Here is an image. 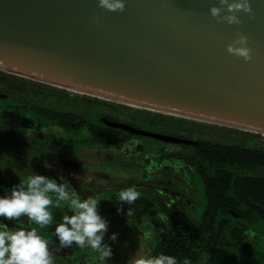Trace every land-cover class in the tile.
<instances>
[{
  "label": "water",
  "instance_id": "water-1",
  "mask_svg": "<svg viewBox=\"0 0 264 264\" xmlns=\"http://www.w3.org/2000/svg\"><path fill=\"white\" fill-rule=\"evenodd\" d=\"M214 5L217 0H126L123 12H112L98 0H0V70L264 133V0H252L254 18L240 13L241 25L212 17ZM238 32L249 39V62L227 51ZM101 121L165 143H197Z\"/></svg>",
  "mask_w": 264,
  "mask_h": 264
},
{
  "label": "trees",
  "instance_id": "trees-1",
  "mask_svg": "<svg viewBox=\"0 0 264 264\" xmlns=\"http://www.w3.org/2000/svg\"><path fill=\"white\" fill-rule=\"evenodd\" d=\"M72 92L76 91L0 70V195L11 189L9 186L26 181L34 172L58 178L61 172L51 171L47 162L54 153L58 157L66 146L92 151L124 150L132 156H143L140 161L134 158L133 162L139 164L146 154L155 155L158 163L171 160L168 169L178 162L186 183L198 185L204 206L200 219L194 221L190 218L196 209L194 201L186 198L184 208L188 215L177 210L181 216L178 226L168 224L162 232L157 228L150 252H166L180 260L187 258L191 264L213 263L217 257L233 264H264V250L254 252V247L264 246L263 148L249 146L245 138L230 134L220 141L207 139L205 126L201 125L195 133L185 126L186 117L134 109L128 117L134 123L128 124L141 128L136 123L144 120L146 129L151 130L149 127L162 123L168 133L197 142L170 143L176 149L165 146L154 149L149 140L155 139L133 135L101 121L106 117L123 122L116 113H125L129 105ZM207 123L205 128L210 131V125H216L204 124ZM33 128L35 133L30 131ZM194 133L199 137L193 139L190 134ZM151 189L149 198L154 193ZM63 213L59 209V215ZM151 222L158 227L155 219ZM53 230L41 229L43 234Z\"/></svg>",
  "mask_w": 264,
  "mask_h": 264
},
{
  "label": "rangeland",
  "instance_id": "rangeland-1",
  "mask_svg": "<svg viewBox=\"0 0 264 264\" xmlns=\"http://www.w3.org/2000/svg\"><path fill=\"white\" fill-rule=\"evenodd\" d=\"M116 103L119 104V102ZM129 106L130 108H128L125 113H116L124 123H134L133 120L128 118L129 115H132L134 109H145L132 105ZM187 119L188 122L185 123V126L194 129L193 132L201 129V125L205 127L206 125H209L208 123L204 124L205 122L201 124L200 120L193 118ZM136 124L146 131L178 136L173 133H168L165 125L162 123L161 125L158 124L157 126L149 127L151 130L146 129L147 125H145L144 120ZM205 127L203 130H207L205 132L206 135H204L207 139L220 141L224 140L225 134H230L232 137L239 136L245 138L248 141L247 143L249 146L264 149V133L251 131L250 134H243V132H241L242 129H233L220 124L210 125L212 128L211 131ZM182 132L181 129L180 133ZM195 133L190 134L193 139L199 137ZM185 135L188 136L187 134ZM155 140H149L153 143L152 146L154 149L163 146L172 149L177 148L174 144ZM154 149L151 151L152 153L154 152ZM129 150L130 153L134 154L132 146H129ZM59 153L60 155L58 157H56L57 153H54L55 155L47 162V166L50 167V170L54 171L58 169L80 196L84 198L94 196L101 200L99 210L110 222L108 233L105 236V242L110 243L113 250V257L109 261V264H129L132 258L145 251V234H148L150 237L147 241V251H150L153 244L150 242H152L154 233L157 232V228L159 232H162L167 228L168 224L178 226L181 221L179 213L183 215L185 213V215H188L184 208L186 198L192 199L194 201L193 205L196 207L194 213L192 212L193 216L190 218L194 221L200 219L204 206V199L201 195V191L196 183H184L186 181L178 170V162H175V165L168 169L167 165L170 164L171 160L164 162L159 161L158 163V158L155 155L146 154L143 163H134V158H137V161H140L143 156L138 154L132 156L131 154L124 152V150L118 151L113 148L103 151H92L87 149L69 148L66 146V148ZM54 157H56L55 160L53 159ZM161 175L165 176L164 179L173 178L178 183H163V181H161ZM132 186L137 187L141 196L136 202L135 215L128 219L124 213H117V205L114 201L115 195L121 189ZM9 188L11 187L9 186ZM151 188L154 190V193L149 198L148 192ZM167 195L173 199H171L170 212L164 208L165 201L170 200L167 198ZM55 202L56 203L52 209L55 217L58 216L59 218H62L63 215L71 214L68 211L69 206L67 203ZM147 202L150 203L147 204ZM128 207V205H124V212L127 211ZM59 209L63 210V215H59ZM167 212L171 218L164 217ZM127 219L128 222H126ZM152 219L157 221L158 227H156L154 222H151ZM4 222L9 226H12L13 223L11 221ZM114 232L119 233V236L117 241L112 243L108 240V237ZM263 250L264 246L254 247V252H260ZM71 253L74 257H71ZM75 259L76 261L79 260V262H76ZM55 264H99V262L97 260V254L94 251L90 249H80L74 246L70 249H61L60 253L55 252ZM200 264L233 263L225 258L217 257L213 263L201 262Z\"/></svg>",
  "mask_w": 264,
  "mask_h": 264
},
{
  "label": "clouds",
  "instance_id": "clouds-1",
  "mask_svg": "<svg viewBox=\"0 0 264 264\" xmlns=\"http://www.w3.org/2000/svg\"><path fill=\"white\" fill-rule=\"evenodd\" d=\"M98 7L123 12L126 0H98ZM209 11L212 17L228 25H241L240 13L254 18L252 0H217V5L211 6ZM93 20L99 24L100 17L94 16ZM227 51L246 62L252 59L249 39L240 32L227 46ZM30 131L35 133L34 128ZM140 196L135 186L121 189L115 195L117 213H124L128 219L133 217ZM53 197L60 203H67L71 214L57 220L52 210ZM100 202L94 196H80L62 174H58L57 179L34 172L26 181L5 189L0 195V264H55V252L73 246L90 249L97 254L99 264H109L113 250L111 244L105 242V236L110 222L101 214ZM124 205L129 206L126 212ZM4 221L13 222L12 226ZM41 229L54 230L46 236ZM118 236L119 233L114 232L108 240L115 243ZM149 239L145 234V251L132 258L129 264H191L187 258L180 260L166 252L147 251Z\"/></svg>",
  "mask_w": 264,
  "mask_h": 264
},
{
  "label": "flooded vegetation",
  "instance_id": "flooded-vegetation-1",
  "mask_svg": "<svg viewBox=\"0 0 264 264\" xmlns=\"http://www.w3.org/2000/svg\"><path fill=\"white\" fill-rule=\"evenodd\" d=\"M162 176V178H165V176H163V175H161ZM166 179H168V180H166ZM166 179H161V181H163V183H165V182H170V183H178L176 180H174L173 178H166ZM160 180V179H159ZM160 181V182H161ZM184 183H186V182H184ZM167 198L168 199H170L169 201H165V206L167 207L166 209L170 212V208H171V202H172V198H170L168 195H167ZM172 199V200H171ZM166 212V211H165ZM164 217H170L171 218V216H169L168 215V212L165 214V216ZM174 217V216H173ZM171 220V219H170ZM169 223H171V222H169ZM46 233L44 234V235H48V233L49 232H47V231H45ZM74 247V246H73ZM71 248V247H70ZM70 248H67V249H70ZM71 252V251H70ZM56 253H60V251H57ZM74 255H72V253H71V257H73Z\"/></svg>",
  "mask_w": 264,
  "mask_h": 264
}]
</instances>
